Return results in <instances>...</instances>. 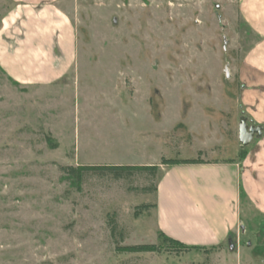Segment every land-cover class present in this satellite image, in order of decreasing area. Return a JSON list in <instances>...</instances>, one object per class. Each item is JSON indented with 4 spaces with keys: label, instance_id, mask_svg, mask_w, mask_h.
I'll list each match as a JSON object with an SVG mask.
<instances>
[{
    "label": "rangeland",
    "instance_id": "374dc122",
    "mask_svg": "<svg viewBox=\"0 0 264 264\" xmlns=\"http://www.w3.org/2000/svg\"><path fill=\"white\" fill-rule=\"evenodd\" d=\"M261 15L264 0H0V264H264V227L120 252L166 235L157 193L135 190L152 178L78 188L74 171L153 165L160 183L175 162L241 161Z\"/></svg>",
    "mask_w": 264,
    "mask_h": 264
},
{
    "label": "crops",
    "instance_id": "0c3cea01",
    "mask_svg": "<svg viewBox=\"0 0 264 264\" xmlns=\"http://www.w3.org/2000/svg\"><path fill=\"white\" fill-rule=\"evenodd\" d=\"M260 20L264 24V15ZM245 77L250 126L263 128L257 143L241 161L173 164L160 180L157 208L164 232L187 246L213 248L239 228L260 232L264 227V63ZM256 261L249 255V264Z\"/></svg>",
    "mask_w": 264,
    "mask_h": 264
},
{
    "label": "trees",
    "instance_id": "16d2710c",
    "mask_svg": "<svg viewBox=\"0 0 264 264\" xmlns=\"http://www.w3.org/2000/svg\"><path fill=\"white\" fill-rule=\"evenodd\" d=\"M53 149L57 148V144L52 145ZM173 164H176L173 163ZM75 171V181L78 188L82 187L84 182L85 175L87 173H93L101 177H111L114 181H127L132 182L135 176L139 173L150 175L152 178L153 184L145 186L141 189H135L137 192H142L145 194H151L158 191L159 183L156 181L159 167L153 165H84L79 166ZM133 186V185H132ZM130 186L129 190H133V187ZM151 205H143L144 209H149ZM110 219L112 232L114 233L118 228L114 215ZM160 245L147 244V245H134L126 247H118L117 250L120 252L132 253V254H141V253H154L159 250L161 247H174L184 245L177 239L168 237L164 234L160 235Z\"/></svg>",
    "mask_w": 264,
    "mask_h": 264
},
{
    "label": "water",
    "instance_id": "95a60500",
    "mask_svg": "<svg viewBox=\"0 0 264 264\" xmlns=\"http://www.w3.org/2000/svg\"><path fill=\"white\" fill-rule=\"evenodd\" d=\"M263 128L261 126H249L247 119H243L239 126V141L242 147L249 146L255 137L262 135Z\"/></svg>",
    "mask_w": 264,
    "mask_h": 264
}]
</instances>
